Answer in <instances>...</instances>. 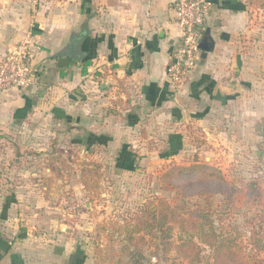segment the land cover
<instances>
[{"label": "crops", "instance_id": "1", "mask_svg": "<svg viewBox=\"0 0 264 264\" xmlns=\"http://www.w3.org/2000/svg\"><path fill=\"white\" fill-rule=\"evenodd\" d=\"M0 1V60L31 34L36 67L34 85L0 93V134L23 129L29 153L42 161L26 169L37 177L22 185L3 180L0 166V189L8 190L0 193V264L94 262L73 236L78 198L58 195L62 186L48 176L54 169L44 165L43 156L109 152L115 170L127 173L138 170L137 157L146 155V142L156 134H167L177 157L183 126L207 132L211 125H224L218 131L222 138L238 127L240 139L258 137L254 125L264 117V34L248 25L241 0H213L204 32L213 49L205 58L201 51L197 68L178 91L166 75L182 35L174 0H42L35 13L29 0ZM80 33L81 60L62 66L54 54ZM251 36L259 44L242 42ZM167 126L173 129L166 131ZM68 139L70 145H64ZM50 140L55 149L48 147Z\"/></svg>", "mask_w": 264, "mask_h": 264}, {"label": "rangeland", "instance_id": "2", "mask_svg": "<svg viewBox=\"0 0 264 264\" xmlns=\"http://www.w3.org/2000/svg\"><path fill=\"white\" fill-rule=\"evenodd\" d=\"M12 1L18 0H11L10 3ZM29 1L34 13L42 5V1L38 3ZM241 1L248 13V25L257 27L256 32L264 34V0ZM1 3L3 2L0 1ZM263 34L259 38L263 37ZM253 38L256 37L243 38L242 42L251 40V45L256 46L259 43L254 42ZM211 126L207 132L196 125L183 126L177 132L181 139L177 157L171 153V143L168 142L167 134H156L146 142V147L155 148L157 152L145 151L146 148L144 150L146 155L141 154L137 157L138 170L133 172L115 170V158L109 152L98 157L89 156L87 153L86 156L76 154L67 157L68 150L64 153L65 156L41 158L44 165H52L51 168L54 169L48 176L62 186V189H57L58 195L72 197L74 200L78 198V211L73 212L72 217L75 220L73 236L78 246H83L90 254L93 264H134L129 252L136 248L144 250V257L139 264H188L173 246L166 249L156 235H148L137 230L139 221L146 218L145 212L156 210L160 198L186 203L188 209H194L198 203L202 204L209 214H213L217 228L225 236L238 239L244 247L246 256L255 254L254 241L257 238H264L262 205L249 204L241 195L236 197L235 207L231 210L221 204L219 196L214 197L212 203L197 196L184 198L180 190L165 178V174L174 165L210 163L220 168L231 182L245 184L254 180L264 188V150L262 151L259 146L261 138L256 132L254 131L257 138L246 135L244 140V137L240 139L237 134L238 127L236 134L229 128V135L222 138L219 132L224 129V125ZM172 129L170 126L165 128L166 131ZM9 132L0 134V166L5 168L2 178L22 185L20 182L37 177L35 173L26 169L31 167L32 163L33 165L37 163V160L40 161V157L36 158L29 153L32 152V147L29 145L30 139L24 137L23 129H13ZM33 138L34 142L40 144V138L36 136ZM228 138L230 140H226ZM51 141L50 144L48 142V147L55 149L56 143ZM70 143L68 139L64 145ZM39 178L40 176L37 179ZM4 192L6 194L8 190L1 188L0 193ZM219 217L223 218V221H219ZM141 236L145 237V242L141 240ZM179 240V230L175 229L171 242L176 244ZM195 240L199 243L197 238ZM202 248L204 264L206 260L212 258L213 250L203 244ZM262 253L259 256H262Z\"/></svg>", "mask_w": 264, "mask_h": 264}, {"label": "trees", "instance_id": "3", "mask_svg": "<svg viewBox=\"0 0 264 264\" xmlns=\"http://www.w3.org/2000/svg\"><path fill=\"white\" fill-rule=\"evenodd\" d=\"M254 128L261 138L259 146L263 151L264 117L255 123ZM165 178L180 190L184 198L197 196L212 203L211 200L219 196L221 204L231 210L235 207L236 197L241 195L247 203L264 207V188L257 182L254 180L245 184L231 182L220 168L210 163L174 165L165 174ZM145 214L146 218L139 221L137 230L148 235H156L166 249L173 246L188 264L203 263L202 244L213 250L212 258L206 260L204 264H264L262 253L264 238H257L254 241L255 254L246 256L244 247L238 239L225 236L217 228L213 214H209L207 208L200 203L194 209H188L186 203L160 198L157 209L149 210ZM218 220L223 221V218L219 217ZM175 229L180 233V240L176 244L171 242ZM141 240L145 242V237L141 236ZM260 253L263 255L259 256ZM129 255L134 264H139L144 257V250L136 248L131 250Z\"/></svg>", "mask_w": 264, "mask_h": 264}, {"label": "built area", "instance_id": "4", "mask_svg": "<svg viewBox=\"0 0 264 264\" xmlns=\"http://www.w3.org/2000/svg\"><path fill=\"white\" fill-rule=\"evenodd\" d=\"M38 3L42 0H33ZM214 7L213 0H174L175 22L181 29L179 45L166 66L170 85L180 90L200 60V41L206 21ZM32 54V36L27 34L15 43L0 60V93L22 90L36 83V67Z\"/></svg>", "mask_w": 264, "mask_h": 264}, {"label": "water", "instance_id": "5", "mask_svg": "<svg viewBox=\"0 0 264 264\" xmlns=\"http://www.w3.org/2000/svg\"><path fill=\"white\" fill-rule=\"evenodd\" d=\"M84 36L83 33L74 34L69 42L66 49L54 54V58H59V63L64 66L68 65L71 60H81L83 53L79 51V44L81 38ZM200 50L203 52V58L207 56V53L213 49V44L209 43L207 35H204L200 42ZM111 83H103L102 87L110 85Z\"/></svg>", "mask_w": 264, "mask_h": 264}]
</instances>
